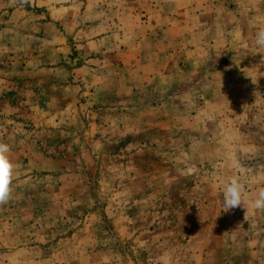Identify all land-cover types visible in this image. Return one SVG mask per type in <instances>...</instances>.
<instances>
[{
  "label": "rangeland",
  "instance_id": "rangeland-1",
  "mask_svg": "<svg viewBox=\"0 0 264 264\" xmlns=\"http://www.w3.org/2000/svg\"><path fill=\"white\" fill-rule=\"evenodd\" d=\"M34 1L7 34L0 0V143L15 166L12 199L0 206V264H264V211L251 207L264 188L263 90L238 97L216 74L223 59L264 57L254 46L262 17L234 19L232 0L191 10L185 47L158 40L138 56L77 48L56 1ZM125 4L129 39L138 1ZM188 48L210 59L198 81L183 71ZM92 67L124 82L94 81ZM230 177L244 204L225 211Z\"/></svg>",
  "mask_w": 264,
  "mask_h": 264
},
{
  "label": "crops",
  "instance_id": "crops-1",
  "mask_svg": "<svg viewBox=\"0 0 264 264\" xmlns=\"http://www.w3.org/2000/svg\"><path fill=\"white\" fill-rule=\"evenodd\" d=\"M55 1L56 3L54 6H52L54 8V12L52 13L55 15V20H59L67 27L70 26L76 30L73 31L72 34L73 39L76 42L74 45H77V42L79 44L77 45V48L84 50L92 49L95 51L102 50L103 52L107 53V51L110 50H121L123 47L124 50H128L129 54H131L133 51L138 52V56L142 50L156 45L158 40L161 41L160 44H164L166 47L169 45L181 47V44L182 47H185V45H183V41H186L188 38L186 35V30L188 27L191 28V24L186 21V19L190 16V11H200L201 13L203 10L206 11L207 9H214V7L218 10V6H224L226 2H230V0H137L138 19L135 17L134 20H138V22L134 24L135 27H133L132 34L130 38L127 39V7L125 4L127 0ZM64 1H67L68 3L63 4L62 2ZM258 1L264 3V0H232L231 2L235 3V7L229 10L234 12V19L236 20L237 18L240 20V17L244 15H246V17L261 16V25L259 22H257V24L261 26L258 28L259 31L260 29L264 28V8L262 11L257 13L254 7L250 8V2ZM40 2L47 4V1L44 0H37L33 3H36V5L39 7L42 6ZM59 2H61V4ZM27 5L28 0H7V17L4 19V22H6L5 28L7 34H10L11 31L14 32L15 24L14 21L11 20V17L14 19L16 15L29 13ZM212 6L214 7L211 8ZM243 6H245L244 9ZM195 13L197 14V12ZM252 22L253 21L248 18L246 23L247 32L249 29H252V32H255L254 30L256 28L251 26ZM234 24H237L234 25L236 28L241 26L239 22H235ZM137 27L138 29H136ZM176 29H181V37L175 35L174 45H171V32L176 34ZM241 32L245 31L243 30L240 31V33ZM199 39L201 41L200 48L202 49L200 51L207 52L208 49H210L209 45H212L211 41H203L200 36ZM12 40L13 37H11L10 40L9 36L7 37L5 47L8 51L13 50L14 48V42ZM191 51H193L191 48L185 49L183 51V56H191ZM189 58L190 59H187L185 56L183 58L184 60L187 59L184 61V64L182 63V66L184 67V73L188 74V77L190 76L191 80L195 79V81L203 78L204 75L206 76V71L209 72L210 69L208 68L210 65V59H207L205 56L202 58ZM257 60L258 62L254 64L251 59L237 56L232 57L227 61L223 59L219 62L221 66L216 69V74L219 76L218 73H222L224 79L226 77L230 78V83L236 85V96L240 97L241 91L245 90L247 91L246 93L250 98H254L255 96L249 93L250 89L253 91L257 88H261L264 94V57ZM113 65L115 66V64ZM177 65H181V62L178 61ZM250 65L262 66V69H252L250 67H246ZM106 66L110 67V64ZM120 66L121 63L118 64V67L112 72L115 73L116 70L120 68ZM100 69L98 70L95 67L91 68L93 75L96 76V78L93 79L94 81L104 83L110 81L112 76V79L115 81L124 82V76L121 72H118L115 75H109L107 68L106 73H100ZM1 76L2 75H0V79H2ZM9 78L11 77L7 75L5 77V81L9 82ZM259 79H262V84H259Z\"/></svg>",
  "mask_w": 264,
  "mask_h": 264
},
{
  "label": "clouds",
  "instance_id": "clouds-1",
  "mask_svg": "<svg viewBox=\"0 0 264 264\" xmlns=\"http://www.w3.org/2000/svg\"><path fill=\"white\" fill-rule=\"evenodd\" d=\"M254 46L264 49V28L256 32ZM9 151V145L0 143V206L6 205L13 195L11 186L14 179L15 166L7 155ZM223 202L225 211L243 206L244 192L242 183L238 177H230L228 179L223 190ZM251 207L257 211H264V188L258 191L256 197L251 202Z\"/></svg>",
  "mask_w": 264,
  "mask_h": 264
}]
</instances>
